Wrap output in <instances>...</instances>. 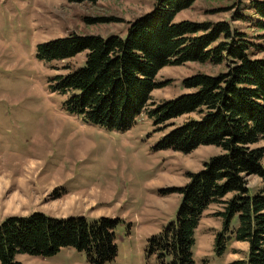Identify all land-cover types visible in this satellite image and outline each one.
I'll return each instance as SVG.
<instances>
[{
  "label": "rangeland",
  "instance_id": "obj_1",
  "mask_svg": "<svg viewBox=\"0 0 264 264\" xmlns=\"http://www.w3.org/2000/svg\"><path fill=\"white\" fill-rule=\"evenodd\" d=\"M251 1L199 0L177 21L227 23L264 49V33L252 21ZM156 5L157 0H0V223L34 213L55 219L83 217L90 223L120 220L118 256L109 264H162L157 255H149V240L176 221L182 205L178 190L218 157L220 149L200 147L184 155L158 148L163 137L189 117L166 128L155 127L144 115L124 133L84 123L67 113V97L51 85L57 76L69 74L67 67L83 68L85 56L51 65L37 57L38 46L73 35L125 39L133 23ZM240 15L245 20H236ZM253 51L255 58L264 59V52ZM222 71L194 63L166 67L158 75L163 87L154 92L153 103L188 93L183 82L194 75ZM263 187L259 178L250 180L249 188ZM223 211L224 205L217 204L204 215L196 231L195 264H232L247 258L249 245L234 241L226 242L223 255H218L216 242L223 234L218 215ZM16 261L91 264L85 253L70 248L50 258L19 254Z\"/></svg>",
  "mask_w": 264,
  "mask_h": 264
},
{
  "label": "trees",
  "instance_id": "obj_2",
  "mask_svg": "<svg viewBox=\"0 0 264 264\" xmlns=\"http://www.w3.org/2000/svg\"><path fill=\"white\" fill-rule=\"evenodd\" d=\"M99 1L105 0H74ZM198 1L157 0L125 39L73 35L38 46L37 57L51 65L85 56L83 68L67 67L69 74L53 79L51 88L67 97V113L86 124L124 133L144 115L155 127L166 128L189 117L158 148L184 155L200 147L220 149L178 190L182 205L177 219L149 240L150 256L157 255L162 264H195L196 231L209 208L221 204L218 255L226 242L247 243V258L232 264H264V187L249 188L252 178L264 184V59L255 58L253 51L264 49L227 23L178 22ZM250 10L254 27L264 33V0H252ZM188 63L225 71L194 75L183 82L188 93L155 105L153 94L163 87L157 83L159 73ZM55 196L60 198L57 192ZM119 225L120 220L109 218L90 223L83 217L55 219L42 213L9 217L0 223V264H21L19 254L50 258L65 248L85 253L91 264H109L118 256Z\"/></svg>",
  "mask_w": 264,
  "mask_h": 264
}]
</instances>
